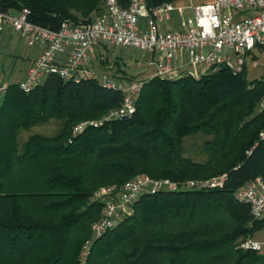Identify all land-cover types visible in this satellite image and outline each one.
<instances>
[{
	"label": "trees",
	"instance_id": "1",
	"mask_svg": "<svg viewBox=\"0 0 264 264\" xmlns=\"http://www.w3.org/2000/svg\"><path fill=\"white\" fill-rule=\"evenodd\" d=\"M163 1L175 0L148 3ZM103 5L0 0L1 10L28 8L30 20L51 28L91 21ZM121 100L120 90L96 79L56 73L28 92L8 85L0 103V264H264L260 249L241 246L264 230V216L254 217L235 195L264 178V75L220 66L198 78L154 76L133 114L72 133L78 121ZM50 119L59 122L54 134L28 133ZM197 132L208 136L204 160L184 151V138ZM222 173L220 188L145 193L131 214L93 235L104 206L93 195L103 186L142 174L186 180Z\"/></svg>",
	"mask_w": 264,
	"mask_h": 264
},
{
	"label": "built area",
	"instance_id": "2",
	"mask_svg": "<svg viewBox=\"0 0 264 264\" xmlns=\"http://www.w3.org/2000/svg\"><path fill=\"white\" fill-rule=\"evenodd\" d=\"M104 11L91 21L75 23L65 20L58 28L41 25L29 19L30 11L18 13L0 9V39L10 25L28 45L43 46L41 53L18 82L28 92L51 73L80 81L96 79L103 86L122 92L120 105L109 109L98 119H82L72 129L74 135L89 126L121 118L136 111L137 99L145 82L154 76L174 79L185 75L200 77L220 66L239 73L247 67L256 47L264 48V0H200L187 5L148 0H103ZM187 11L184 26L165 27L173 11ZM136 48L150 54L154 72L148 78L116 77L96 61L100 46ZM257 63V59H253ZM264 66V64H263ZM227 174L207 178L175 180L169 177L137 175L120 185L99 188L96 198L104 201L102 216L93 222V235L99 236L133 212L135 202L145 193L207 190L223 187ZM239 201L249 205L254 217L264 216V178L256 176L237 188ZM90 241L87 242V247ZM244 248L261 249V244L245 239Z\"/></svg>",
	"mask_w": 264,
	"mask_h": 264
},
{
	"label": "rangeland",
	"instance_id": "3",
	"mask_svg": "<svg viewBox=\"0 0 264 264\" xmlns=\"http://www.w3.org/2000/svg\"><path fill=\"white\" fill-rule=\"evenodd\" d=\"M104 6V5H103ZM107 46V45H106ZM127 54V56L133 60L129 66L123 58H120V53ZM251 58L247 65L248 77H260L264 75V48L256 47L251 54ZM149 57L146 54L136 48L122 47V46H107L106 53L100 54L97 62L101 65L99 68L106 71L107 66L112 67V73L116 77H140L148 78L150 74L154 72V69L149 64ZM257 59V63H254L253 59ZM142 71V72H141ZM100 117H103L100 116ZM100 117H88L90 119H98ZM83 118V119H88ZM59 128V122L55 119H50L45 123H41L33 126L28 133L41 132L44 134H54ZM26 135V133H25ZM208 136L202 132L190 134L184 138V151L185 154L191 156L197 160H204L206 154L203 152V140ZM149 175V174H148ZM216 175V174H215ZM210 177V176H209ZM207 178V177H206ZM189 179V178H188ZM96 193V192H95ZM94 193V199L96 194ZM248 239V238H247ZM261 244V249L264 253V230H259L251 238Z\"/></svg>",
	"mask_w": 264,
	"mask_h": 264
},
{
	"label": "crops",
	"instance_id": "4",
	"mask_svg": "<svg viewBox=\"0 0 264 264\" xmlns=\"http://www.w3.org/2000/svg\"><path fill=\"white\" fill-rule=\"evenodd\" d=\"M199 1L200 0H175L169 2H173L176 5H187L190 2L196 3ZM187 13V11H173L171 14V20L165 23V27L181 28L184 26ZM106 47L107 46L105 45L97 48L96 61L99 59L100 54L106 53ZM42 49L43 46L39 44L32 46L28 45L20 34L10 25L6 26L0 39V103L8 85L11 83H18L26 76L29 67L41 53ZM144 53L150 60V54L146 52ZM120 58H123L128 66L134 62L123 51L120 53Z\"/></svg>",
	"mask_w": 264,
	"mask_h": 264
}]
</instances>
